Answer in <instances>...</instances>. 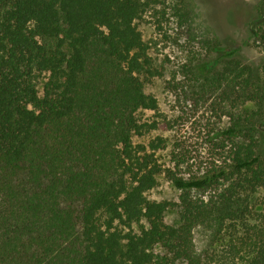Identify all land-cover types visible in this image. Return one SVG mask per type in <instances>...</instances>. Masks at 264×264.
<instances>
[{"label":"trees","instance_id":"obj_1","mask_svg":"<svg viewBox=\"0 0 264 264\" xmlns=\"http://www.w3.org/2000/svg\"><path fill=\"white\" fill-rule=\"evenodd\" d=\"M149 6L0 0V174L13 182L25 171L19 188L31 183L0 264H264V223H251L240 199L264 186V64L257 71L219 40L207 43L215 56L194 67L196 78L219 89L249 75L254 108L232 113L214 135L227 149L222 164L187 176L165 168L163 137L135 143L171 127L140 116L158 110L145 91L158 72L137 26ZM257 27L264 43V14ZM162 175L179 202L148 198ZM170 209L178 225L166 221ZM230 223L241 235L231 232L216 258H199L194 229L210 225L224 241Z\"/></svg>","mask_w":264,"mask_h":264},{"label":"rangeland","instance_id":"obj_2","mask_svg":"<svg viewBox=\"0 0 264 264\" xmlns=\"http://www.w3.org/2000/svg\"><path fill=\"white\" fill-rule=\"evenodd\" d=\"M149 1V10L137 21V26L158 72L145 82L146 93L158 100V110L144 111L140 116L144 121L159 120L171 127L166 131L154 130L143 137H135V143L147 144L158 136L163 137L166 149L158 153L161 163L165 168L187 176L212 164L223 163L227 149L220 147L222 138L214 140V135L230 124L232 113L253 109L255 105L254 101L246 98L247 94L254 93L255 88V82L249 81V75L226 82L219 89H210L204 87V80L196 78L194 67L202 59L215 56L209 55L207 43L219 40L223 47L236 51L243 64L259 71L264 64V43L257 41L254 32L264 14V0ZM46 77L43 74L39 81L40 90ZM11 176L6 178L0 174V244L7 251L16 243L14 238L19 234L23 212L20 198L27 197L31 184L25 183L19 188L21 179L27 181L25 171H21L13 182ZM196 194L203 195L200 192ZM216 194L210 192L209 196ZM147 196L151 200L179 202L180 192L162 175L158 186ZM240 199L249 205L246 218L251 223L257 224L259 220L264 223V186L241 193ZM165 218L171 225L179 224L176 209L168 210ZM229 227L224 241L210 225L196 227L194 243L197 256L201 259L216 258V253L218 255L229 241L231 232L235 236L241 235V227L233 223ZM8 238L13 241L9 243ZM1 263L5 264L3 260Z\"/></svg>","mask_w":264,"mask_h":264}]
</instances>
